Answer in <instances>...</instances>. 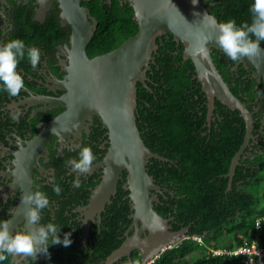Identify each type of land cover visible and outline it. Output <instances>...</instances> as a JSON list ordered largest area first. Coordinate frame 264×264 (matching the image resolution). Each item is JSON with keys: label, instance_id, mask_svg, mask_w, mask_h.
Listing matches in <instances>:
<instances>
[{"label": "trees", "instance_id": "obj_1", "mask_svg": "<svg viewBox=\"0 0 264 264\" xmlns=\"http://www.w3.org/2000/svg\"><path fill=\"white\" fill-rule=\"evenodd\" d=\"M103 1L93 0L90 4L99 21L91 47L100 53L111 51L138 32L134 9L129 4ZM211 1L216 2L212 14L219 22L228 18L237 23L250 22L252 0ZM156 42L155 61L150 63L145 81L137 83L136 121L146 145L167 158H151L147 165L163 191L154 208L163 217L171 218L173 230L188 227L190 238L166 249L151 264H246L240 256L214 255L210 249H232L253 241L264 246V140H250L228 189L227 174L244 141L246 122L238 110L216 99L218 115L208 126L207 98L195 77V65L183 56L184 45L169 32L157 37ZM227 64L221 60L219 68L230 80ZM237 70L241 72L230 80V88L243 101L245 91L256 82L243 78V65ZM128 194L122 190V196ZM120 200V209L117 203L109 206V215L94 245L82 246L78 233L72 236L74 233L67 227L72 243L67 247L49 246L54 263L105 264L124 241L123 232L131 222L130 199L127 196ZM193 235L202 237L203 242L191 239ZM131 260L142 264L137 256ZM129 261L125 256L112 264ZM3 264H13L12 256Z\"/></svg>", "mask_w": 264, "mask_h": 264}, {"label": "flooded vegetation", "instance_id": "obj_2", "mask_svg": "<svg viewBox=\"0 0 264 264\" xmlns=\"http://www.w3.org/2000/svg\"><path fill=\"white\" fill-rule=\"evenodd\" d=\"M91 1L93 0H81V6L90 10L91 15L87 16V21L93 24L91 16L96 17L90 7ZM120 1L130 5L129 0ZM110 2L111 0L103 1L104 4ZM213 2L215 1L209 0L206 5ZM98 26L99 21L96 31ZM74 32L73 24L67 19L57 0H0V43L12 38H20L26 45L38 47L41 53L36 68L31 66L27 58L17 65V70L22 74L25 82L19 95L10 97L0 91V219L11 221L23 204L22 195L39 187V190L47 193L50 201L49 206L42 210L40 223L57 224L61 227L58 233L61 238L68 227L74 233L72 236L75 232L78 233V240L82 246L88 244L92 246L96 236L101 235L103 220L109 215V206L128 196L121 195L122 190L128 191L124 187L127 182V172L121 174L116 193L111 196V201L107 202L104 208L90 207L91 200L105 176V167L101 163L110 147L108 129L104 127L99 115L74 120L72 125L67 121L60 128L47 129L48 124L67 111L68 104L59 99L64 98L69 92L64 82L73 66L71 51L74 45ZM93 37L85 46L86 54L90 58L103 54L95 52L91 47ZM211 57L220 74L222 71L219 68V61L228 62L227 75L230 80H235L236 73L241 72L237 69L243 64L233 63L222 51L213 49ZM243 68V78L249 77L256 82L254 88L245 91L243 100L253 113L252 138L263 141V80L254 76L252 67L246 68L243 65ZM195 77L198 79L196 68ZM224 80L230 87L231 81L225 79V76ZM201 92L207 98L206 120L210 126L218 115L217 104L215 102L209 115L210 101L202 83ZM14 108L22 112L17 121L11 120L9 116ZM74 145L90 146L95 156L92 168L86 176H79L65 164L68 159L77 157L78 149ZM77 179L80 181L79 187L73 184ZM56 183L61 187L59 195L52 192L53 184ZM153 194L159 196L163 191H154ZM120 207V203H117V209ZM22 210L23 219L16 225H10V228L32 231L34 226L26 221L27 206ZM132 214L130 206L128 217L131 218V222L123 232L124 241L136 233ZM167 219L170 224L171 218ZM148 234L147 230L142 232L141 239ZM45 255L54 262L49 248L48 254ZM133 255L142 260V253L137 248L130 252V257ZM12 262L13 264H48L42 252L37 253L36 257L12 256Z\"/></svg>", "mask_w": 264, "mask_h": 264}, {"label": "water", "instance_id": "obj_3", "mask_svg": "<svg viewBox=\"0 0 264 264\" xmlns=\"http://www.w3.org/2000/svg\"><path fill=\"white\" fill-rule=\"evenodd\" d=\"M57 1L75 30L71 51L73 66L64 82L69 92L59 99L68 104L67 111L48 124L47 129L60 128L67 121L72 125L74 120L93 115L101 117L104 127L109 131L110 147L101 163L105 167V176L90 207L104 208L116 193L121 174L126 171L127 182L124 187L129 191L133 226H136V233L113 250L105 264H112L125 256L131 260L130 252L136 248L142 253V264H147L168 246L181 242L188 233V227L173 230L169 219L154 208V202L159 201V197L153 192H162V189L149 174L147 165L151 158H167L146 145L136 121L137 83L145 81L150 63L155 61L153 52L158 48L157 37L169 32L177 43L184 45L183 56L195 65L197 77L208 95L209 115L218 99L228 108L238 110L246 122L244 141L234 155L227 174L228 189L253 137V113L233 93L211 57L213 49L221 51L215 41V24L219 22L212 14L215 2L206 5L209 0H198L193 5L191 0H129L134 9L138 32L111 51L90 58L85 46L92 40L98 25L97 19L91 16L93 24L87 21L91 12L81 6V0ZM205 39L208 40L205 43L207 57L199 51ZM261 49L258 57L249 60L245 56L239 63L246 68L252 67L254 76L262 79L264 84V46ZM20 206L11 219V225L23 219L22 208L27 205ZM146 230L149 234L141 239V233ZM44 257L48 264H55L45 253Z\"/></svg>", "mask_w": 264, "mask_h": 264}, {"label": "clouds", "instance_id": "obj_4", "mask_svg": "<svg viewBox=\"0 0 264 264\" xmlns=\"http://www.w3.org/2000/svg\"><path fill=\"white\" fill-rule=\"evenodd\" d=\"M191 2L195 5L198 0H191ZM249 13L250 22L241 21L237 23L234 18H228L215 24L217 31L215 41L220 46L223 54L232 62H240L241 58L245 56L249 60H253L262 51L261 44L264 42V0H252ZM206 41L208 40L205 39L204 44L199 49L200 54L204 57L208 55L205 47ZM40 57L41 53L38 47L26 45L20 38H12L0 43V91L5 92L10 97L19 95L25 82L22 74L17 70V65L21 60L27 58L31 66L36 68ZM21 115L22 112L15 108L9 113L10 119L13 121L19 120ZM74 147L78 149L77 157L68 159L65 164L79 176H86L92 168L95 156L90 146L74 145ZM73 184L75 187H79V179L74 180ZM52 192L56 195L61 193V187L58 183L53 184ZM21 203L27 205L26 221L28 224L33 225L34 229L32 231L13 230L10 228V220L0 219V264H3L8 256L36 257V254L41 252L48 254L50 245L61 244L67 247L72 243L71 232L64 233L63 238H61L58 235L61 227L57 224L53 222L40 223L42 210L50 204L46 192L39 190V187H37V190L23 194ZM259 225L258 222L256 227H259ZM172 247L168 246L166 249ZM159 256L147 264H151ZM128 264H140V262L130 260Z\"/></svg>", "mask_w": 264, "mask_h": 264}, {"label": "built area", "instance_id": "obj_5", "mask_svg": "<svg viewBox=\"0 0 264 264\" xmlns=\"http://www.w3.org/2000/svg\"><path fill=\"white\" fill-rule=\"evenodd\" d=\"M187 238H190V237L186 236L185 239ZM191 239L199 243L203 242V238L197 235H193ZM210 252H212L214 255L225 254L229 256H240L242 257V261L246 264H264V246H259V244L256 241H253L251 243L245 242L244 244L234 247L232 249H229V248L213 249L211 248Z\"/></svg>", "mask_w": 264, "mask_h": 264}]
</instances>
